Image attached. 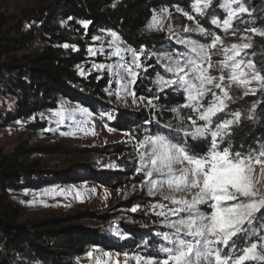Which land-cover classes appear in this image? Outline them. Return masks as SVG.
I'll return each instance as SVG.
<instances>
[{"label":"trees","instance_id":"16d2710c","mask_svg":"<svg viewBox=\"0 0 264 264\" xmlns=\"http://www.w3.org/2000/svg\"><path fill=\"white\" fill-rule=\"evenodd\" d=\"M259 1V2H258ZM258 3L264 0H258ZM51 11L42 12L26 19L34 22L26 28L24 20L13 23L5 13L6 0H0V94L16 97L14 110L6 116L0 114V126L15 120H30L28 127L38 131L41 120L58 109L62 98L80 103L95 113L100 103L116 100L107 92L112 89L111 77L107 74L91 73L87 77L78 74V66L87 62V41L99 30L115 31L130 47L146 48L157 43L158 33L148 30L154 13L162 9L169 12L190 14L191 0H54ZM115 4V7H113ZM264 5V4H263ZM262 5V6H263ZM183 11H178L177 9ZM71 18V19H69ZM82 21H90L87 28ZM264 24V7L259 9L242 28ZM156 39H158L156 41ZM38 41L42 47L35 52L19 55ZM67 44L69 47L65 48ZM75 46V47H73ZM261 69L264 70V43L260 46ZM150 65V67H149ZM146 71L138 76L134 85L137 97L150 99L159 96L155 108L149 106L132 114L123 121L124 128L133 139H143L149 127L156 128L160 122L178 124L173 108L185 103L182 90L170 89L159 92L155 83L157 70L149 60ZM116 87V86H114ZM231 110L247 113L253 102L240 100L235 96ZM257 108L255 120H242L234 128L230 143L234 150L247 151L264 143V92ZM254 104V103H253ZM182 116L193 115L184 109ZM121 118V117H120ZM187 121V120H185ZM111 123L110 125H115ZM195 152L205 153L209 141L194 142L186 138ZM240 145H244L243 148ZM226 146V145H225ZM115 153H123L128 144L112 146ZM57 147L33 146L29 141H21L10 152L0 147V264H74L79 256L87 254L92 247L102 246L119 252H135L140 255L155 254L158 250L150 232L152 215L145 195L132 199L130 203L141 206L131 222L123 227L129 235L122 243L104 227H88L80 224L94 214L81 211L74 216L48 217L40 221H20L23 209L10 198L11 189H41L63 180L66 173L50 172L42 168L37 155L55 153ZM57 176H56V175ZM148 245L145 246L144 242ZM162 253L157 259L162 258Z\"/></svg>","mask_w":264,"mask_h":264},{"label":"snow or ice","instance_id":"6c2138e0","mask_svg":"<svg viewBox=\"0 0 264 264\" xmlns=\"http://www.w3.org/2000/svg\"><path fill=\"white\" fill-rule=\"evenodd\" d=\"M212 4L213 0H191L192 13L183 12L187 19L196 21L195 28L185 26L184 31L199 33L209 38L210 43L177 37L176 43L184 45L187 51L166 54L162 59L166 62L165 71L171 73L172 78L159 76L155 81L161 93L173 88L183 91L185 103L173 108L172 112L182 122H190V127L180 129L186 137L194 142L209 141L207 151L197 153L188 143H173L163 135L137 142L141 166L136 172L145 174L141 187L147 186L149 195H156L165 184L171 190L164 199L170 200L175 207L158 204L152 205V210L159 208L157 214L165 218L167 227L173 231L162 234L163 241L170 246L161 245L151 255L129 257L124 253V264L130 259L136 264H264V227H259L260 234H257V226L264 225V190L257 187L253 175L256 165L264 174V143L258 142L247 151L234 150L230 143L233 129L239 127L242 120L257 118L259 101L252 104L247 113L230 109L236 99L231 90L233 87L241 89L244 95L264 92V70L258 68L253 59H245V50L253 47L252 37H264V29L246 28L245 34L240 36L241 43L225 46L220 35L205 29L196 20L197 16H204ZM220 7L225 11L224 17H215L210 23L224 32L232 30L233 35L236 34L234 24L242 22L245 15H253L244 0H224ZM165 17L170 18L167 9L154 13L148 30H164ZM81 23L87 28L90 21ZM167 30L172 33L170 24ZM108 35L112 38L109 47L114 49V56L123 60L125 52L131 54L130 62L116 66L130 77L124 82V77L120 76L118 91L128 90L137 82L139 73L136 69L144 67L141 63L143 49L122 48L115 31H109ZM92 39L99 41L102 37ZM89 51L95 55L92 49ZM214 55L222 59L214 61ZM95 67L104 69L106 65ZM107 67L113 68L112 65ZM213 70L219 74L214 75ZM80 74H85L83 69ZM129 94L136 95L134 91ZM159 98L148 99V106L155 108ZM182 109H189L193 115H180ZM178 164L180 168L176 167ZM181 192L190 193V198L176 195ZM138 207L134 206L131 211L136 212ZM204 207L209 211L202 210ZM170 216L177 219L170 220ZM161 253L163 257L157 259ZM87 255L91 257L93 252L89 251ZM103 255L109 260L97 259L95 264H110L112 254L104 252ZM119 255L116 253L113 264H120Z\"/></svg>","mask_w":264,"mask_h":264},{"label":"rangeland","instance_id":"374dc122","mask_svg":"<svg viewBox=\"0 0 264 264\" xmlns=\"http://www.w3.org/2000/svg\"><path fill=\"white\" fill-rule=\"evenodd\" d=\"M54 0H6L5 13L11 18L13 23L19 20H24L26 28L33 25L34 22L27 23L25 20L35 15H40L42 12L51 11L54 5ZM258 0H244L245 6L249 7L253 15L264 7V2L258 3ZM224 0H213L211 9L204 16H197L201 26L205 29L221 36L225 46L232 43H241L240 36L245 34V29L242 28L243 21L251 18L245 15L243 21L236 22L234 27L236 34H232V30L224 32L222 29L210 23L211 19L225 15V11L220 5ZM263 5V6H262ZM170 18L165 17V29L153 30L158 33L157 43H151L143 49L141 63L143 68L136 69L139 75L145 71V64L151 60L155 63L158 79L163 76L165 79L172 78V74L165 71V61L162 59L166 54L175 55L184 53L187 48L184 45L177 44L176 39H191L199 43H210V39L202 37L199 33L185 32V26L189 28L196 27V21L187 19L183 12H169ZM84 26L82 23H80ZM171 25L172 33L167 30V26ZM264 29V24L260 26ZM103 30V31H102ZM99 30L94 36H101L102 40L95 41L92 38L87 41V50L89 60L78 66V74L81 77H87L91 73L104 74L107 73L112 80L111 88L107 93L114 95L116 100L109 103H100L97 106L95 113L90 108L74 103L68 99L62 98L58 109L50 112L41 121L42 127L38 131L31 130L28 127L30 120H15L8 124L0 126V147L4 152H10L21 141H29L33 146H52L57 147L55 153L40 154L37 158L41 161L42 168L50 172L64 173L67 176L59 182L44 186L41 189L19 188L11 189L9 194L11 200L18 204L23 213L20 221H40L48 217H70L78 214L81 211L94 214L90 219H83L80 224L88 227H104L115 235L117 242L122 243L129 235L123 227L125 222H131L135 214L139 213L141 206L132 205L130 201L137 199L139 196L145 195L149 197L148 202H153V205L165 204L169 207H175L170 200H165L164 197L171 193L167 185H163L156 195H149L147 186L143 188L141 185L145 180V174L136 172V168L141 166L138 156L139 149L137 148L138 140L133 139L130 133L124 128L123 121L130 118L132 114L141 109H147L148 99L141 97H133L129 94L134 91V85L128 90L118 91L121 88L120 76L124 77V82L130 79L122 69L116 67L125 61L130 62L132 57L130 53L123 54L124 59L113 55L114 49L109 47L111 37L109 31ZM248 35H252L248 33ZM119 36V35H118ZM120 37V36H119ZM171 37V38H170ZM247 42V41H244ZM264 43V37L253 36V47L245 50L247 55L245 59H253L257 67L261 69L260 63V46ZM119 44L122 48L130 47L121 37ZM219 46V45H218ZM42 47L41 43L35 41L27 49L19 51L18 54L32 53ZM92 49L95 55L89 51ZM140 51L141 48L135 49ZM222 59L219 55H214L213 60ZM104 64V69H98L96 65ZM112 65L109 69L107 66ZM84 70V75L80 74V70ZM119 73V75H115ZM214 75L219 73L213 70ZM231 94L238 96L240 100H245L250 103H257L261 99V92L252 95H244L243 90L232 88ZM135 100V102H134ZM16 97L10 94H0V114L8 115L14 110ZM252 103V104H253ZM250 105V108L252 106ZM183 110L181 113H183ZM239 110V107H238ZM236 111V110H232ZM59 113V115H57ZM109 115L112 117L109 119ZM121 117V118H120ZM221 118H224L223 116ZM19 122V123H18ZM111 123H116L114 126ZM156 128L149 127L144 132L143 139L163 135L169 138L173 143H185L186 137L180 129L190 127L189 121H181L178 119V124L172 125L168 122H160ZM139 140V141H141ZM117 144H128L130 148L123 153H115L112 147ZM115 165V166H111ZM180 168L181 165H176ZM56 175V174H55ZM257 181V187L264 190V174L260 172V166L256 165L253 173ZM57 176V175H56ZM179 196H187L191 194L187 192L176 193ZM134 206H139L136 212L131 211ZM202 210L209 211L206 207ZM156 211L150 208L152 215L151 233L154 237V243L158 250L161 245H167L163 241L162 234L165 232L171 233L173 230L167 227L164 222L165 218L159 216ZM170 220H175L177 217L170 216ZM259 227L257 226V234L259 235ZM126 237V238H121ZM147 246L148 242L145 241ZM93 255L89 257L87 254L79 256L75 259L74 264H95L97 259L102 261L109 260V257L104 256V252L112 254V261L117 259L116 253H119L120 264H124V253L115 249L108 250L102 246H94L91 248ZM129 257L134 256L135 252H127ZM163 255V254H162ZM128 264H136L134 259H130ZM259 264V262H257Z\"/></svg>","mask_w":264,"mask_h":264}]
</instances>
